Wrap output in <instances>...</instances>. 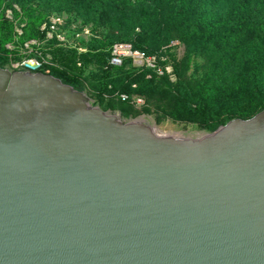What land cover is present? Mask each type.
Returning a JSON list of instances; mask_svg holds the SVG:
<instances>
[{"label": "water", "instance_id": "1", "mask_svg": "<svg viewBox=\"0 0 264 264\" xmlns=\"http://www.w3.org/2000/svg\"><path fill=\"white\" fill-rule=\"evenodd\" d=\"M24 65H0V264H264V109L178 137Z\"/></svg>", "mask_w": 264, "mask_h": 264}, {"label": "trees", "instance_id": "2", "mask_svg": "<svg viewBox=\"0 0 264 264\" xmlns=\"http://www.w3.org/2000/svg\"><path fill=\"white\" fill-rule=\"evenodd\" d=\"M29 0H0V8H11L15 16L20 11L14 4L20 5L24 10L28 7ZM50 5L64 9H77L84 21L97 20L109 16L112 23L111 42L101 44L100 49L89 53L88 58H94L103 65L99 94L103 95L108 90L110 83L116 82L117 87H123L124 93L131 94V86L138 83L141 88L151 80L146 76L153 74L159 76L154 69L147 66L136 65L132 58L125 57L122 64L111 63V47L116 42H130L133 47L144 50L148 54L158 53L163 43L160 37L167 42L171 37L163 35V30H175L178 36L188 47V54L183 62H179L172 73L179 75V81L171 84L172 92L167 97L172 101L173 115L179 118L199 120L202 125L214 131L220 125L231 119L241 116H228L220 121L216 120L213 95L221 89L230 88L243 96L247 87L261 99L254 108V114L243 116L249 118L264 109V96L262 94V81L259 77L264 64V0H227L226 9L221 16V21L205 24L204 18L211 15L213 8L219 1L225 0H46ZM6 11V10H5ZM0 31L2 43L0 49L7 51L4 43L12 41L16 32L14 23L5 13L0 14ZM46 31L41 33L45 37ZM34 29L30 36H34ZM153 37L157 38L154 41ZM108 46V47H106ZM227 49L221 61L212 51L216 47ZM194 49H208L216 59L215 67L211 69L202 85V93H195L192 88L182 80V72L190 60ZM85 54V53H82ZM63 66L46 65L41 62L38 71L46 72L61 78L65 83L71 84L76 89H81V75L74 70L77 66V57L62 55ZM161 64L167 61L159 59ZM2 66V63L0 62ZM138 66V67H134ZM233 73L232 83L226 85L223 71ZM113 71H119L116 78H112ZM133 75L134 78L132 77ZM170 73L160 75L168 78ZM207 97H210L208 99ZM127 102V101H126ZM129 103V102H128Z\"/></svg>", "mask_w": 264, "mask_h": 264}, {"label": "rangeland", "instance_id": "3", "mask_svg": "<svg viewBox=\"0 0 264 264\" xmlns=\"http://www.w3.org/2000/svg\"><path fill=\"white\" fill-rule=\"evenodd\" d=\"M226 4L227 0L219 1L213 8L211 15L204 18L205 24L221 21V16L227 8ZM27 5L28 7L23 10L20 5L14 4L20 11L18 16H15L11 8L5 9L6 11L0 8V14L5 13L13 21L14 31L16 32L12 41L4 43L7 51L0 49L3 67L11 71H25L29 69L24 63L30 62L34 65L39 64L35 70L38 71L41 60L46 65L62 67V55L66 57L75 56L77 57V66H74V70L81 75L82 79L81 89L79 90L84 91L93 103L99 105L102 109L117 113L124 120L140 118L159 133L196 138L210 132L199 120L179 118L173 115L175 100L172 99L171 101L167 97V93L172 92L173 85L171 84H176L179 81V75L175 72L170 73L169 80L160 77V75L168 73L167 71L164 74L157 72L159 76L148 74L146 78L151 81L141 88L137 87L138 83H133L129 91L131 94L124 93L123 87H117V81L110 83L106 93L99 94L103 65L94 58L86 56L94 52L95 49H100L101 44L110 45L109 38L113 33L109 16L84 21L77 9H61L50 5L46 0H29ZM32 29H34V36H30ZM43 31L47 32L45 37L41 36ZM163 35L171 37V41L165 43L163 37H160L163 43L155 55L158 60L167 61L166 64L159 62L164 69L168 66L175 69L179 62L185 60L189 49L187 44L179 38L177 31L164 29ZM153 39L157 41L156 37H153ZM1 43L2 33L0 31ZM127 43L131 44L130 42ZM212 51L217 55V61L219 62L227 49L220 46L212 49ZM212 51L194 49L190 54L188 64L182 72V80L195 93L203 92L202 83L206 80L211 69L215 67L216 59ZM226 54L228 55V53ZM118 75L119 71H113L111 77L116 78ZM232 75L233 73L230 71H223V79L226 85L232 83ZM134 76L132 77L134 78ZM259 77L262 81V94L264 96V64ZM125 95H127L126 98ZM207 98L210 99V97ZM137 99H142V102L139 103ZM260 99L251 90L250 86L247 87V92L243 96L230 88L221 89L212 97L215 104V118L220 121L228 116H241L240 118H242L243 116L253 115L255 105Z\"/></svg>", "mask_w": 264, "mask_h": 264}, {"label": "built area", "instance_id": "4", "mask_svg": "<svg viewBox=\"0 0 264 264\" xmlns=\"http://www.w3.org/2000/svg\"><path fill=\"white\" fill-rule=\"evenodd\" d=\"M125 57L133 59L137 65L147 66L154 69L159 74H164L166 71L171 73L173 71L172 66L165 67L159 64L158 57L154 54H148L144 50L136 49L131 44L116 42L111 47V63L115 65L122 64ZM127 95H125V98ZM140 103L142 99H137Z\"/></svg>", "mask_w": 264, "mask_h": 264}]
</instances>
